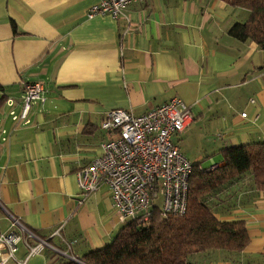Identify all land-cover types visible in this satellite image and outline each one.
Here are the masks:
<instances>
[{"label":"crops","instance_id":"crops-1","mask_svg":"<svg viewBox=\"0 0 264 264\" xmlns=\"http://www.w3.org/2000/svg\"><path fill=\"white\" fill-rule=\"evenodd\" d=\"M99 1L0 0V232L13 228L25 238L6 264L80 260L126 224L106 186L85 196L77 179L102 152L101 125L112 108L142 113L181 98L193 120L174 141L201 166L223 164L225 147L264 139V52L229 33L247 8L139 0L124 17L88 16ZM36 81L44 101L32 103L26 120L14 119L25 84ZM247 181L220 194L217 213L245 222L246 248L196 252L191 264H264V192ZM39 240L45 248L28 256L26 242Z\"/></svg>","mask_w":264,"mask_h":264},{"label":"built area","instance_id":"built-area-1","mask_svg":"<svg viewBox=\"0 0 264 264\" xmlns=\"http://www.w3.org/2000/svg\"><path fill=\"white\" fill-rule=\"evenodd\" d=\"M136 1L139 0H100L89 8L87 15L124 17L126 8ZM44 90L40 81L26 83L23 108L20 114L11 110L13 118L26 120L32 103L39 98L44 101ZM242 115L246 116V112ZM192 120L191 107L178 97L142 113L120 107L110 109L101 125L107 131L102 152L77 171L79 188L87 196L106 186L120 220L126 223L132 220L147 222L155 206L166 213H184L193 162L181 152L174 136ZM215 165L213 163L209 169H214ZM13 222L17 223L15 219ZM23 240L22 234L13 228L0 232V264H6L10 258L16 259L19 243ZM26 243L28 256L47 245L46 240L33 245ZM26 262L27 258L19 260L20 264Z\"/></svg>","mask_w":264,"mask_h":264},{"label":"trees","instance_id":"trees-1","mask_svg":"<svg viewBox=\"0 0 264 264\" xmlns=\"http://www.w3.org/2000/svg\"><path fill=\"white\" fill-rule=\"evenodd\" d=\"M244 7L249 17L234 23L229 33L255 41L264 52V0H222ZM215 168L193 163L188 205L184 213L163 212L155 206L147 222H127L108 245L85 253L80 260L62 257L54 264H191L196 252H242L250 236L243 220L217 217L220 194L248 177L247 186L264 192V139L228 146Z\"/></svg>","mask_w":264,"mask_h":264},{"label":"rangeland","instance_id":"rangeland-1","mask_svg":"<svg viewBox=\"0 0 264 264\" xmlns=\"http://www.w3.org/2000/svg\"><path fill=\"white\" fill-rule=\"evenodd\" d=\"M176 136V135H175Z\"/></svg>","mask_w":264,"mask_h":264}]
</instances>
